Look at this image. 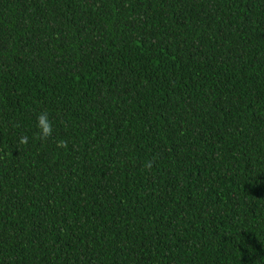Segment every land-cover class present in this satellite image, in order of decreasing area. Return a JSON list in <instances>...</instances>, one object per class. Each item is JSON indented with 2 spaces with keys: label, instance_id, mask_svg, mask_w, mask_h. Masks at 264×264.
<instances>
[{
  "label": "trees",
  "instance_id": "obj_1",
  "mask_svg": "<svg viewBox=\"0 0 264 264\" xmlns=\"http://www.w3.org/2000/svg\"><path fill=\"white\" fill-rule=\"evenodd\" d=\"M0 264H264V0H0Z\"/></svg>",
  "mask_w": 264,
  "mask_h": 264
},
{
  "label": "clouds",
  "instance_id": "obj_2",
  "mask_svg": "<svg viewBox=\"0 0 264 264\" xmlns=\"http://www.w3.org/2000/svg\"><path fill=\"white\" fill-rule=\"evenodd\" d=\"M38 127L41 129L40 133V138L41 139H46L47 137L51 136L52 134V124L48 120L47 113H40L38 115ZM20 143L21 144H27L28 143V137L27 136H22L20 138ZM57 147L61 148H67V142L64 140H60L57 142Z\"/></svg>",
  "mask_w": 264,
  "mask_h": 264
}]
</instances>
